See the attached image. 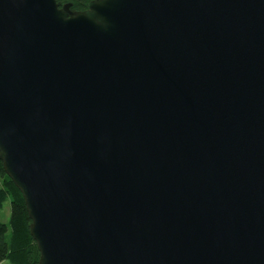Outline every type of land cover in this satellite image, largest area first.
Masks as SVG:
<instances>
[{
	"label": "water",
	"instance_id": "obj_1",
	"mask_svg": "<svg viewBox=\"0 0 264 264\" xmlns=\"http://www.w3.org/2000/svg\"><path fill=\"white\" fill-rule=\"evenodd\" d=\"M0 0V160L38 264H264V0Z\"/></svg>",
	"mask_w": 264,
	"mask_h": 264
},
{
	"label": "trees",
	"instance_id": "obj_2",
	"mask_svg": "<svg viewBox=\"0 0 264 264\" xmlns=\"http://www.w3.org/2000/svg\"><path fill=\"white\" fill-rule=\"evenodd\" d=\"M61 6L71 4L74 12L88 11V5L95 0H56ZM9 202V221L0 223V262L10 264H38L39 251L30 235V219L24 206V199L10 177L6 176L0 160V208Z\"/></svg>",
	"mask_w": 264,
	"mask_h": 264
},
{
	"label": "rangeland",
	"instance_id": "obj_3",
	"mask_svg": "<svg viewBox=\"0 0 264 264\" xmlns=\"http://www.w3.org/2000/svg\"><path fill=\"white\" fill-rule=\"evenodd\" d=\"M10 210H11V208L9 207V202L7 201L0 208V223L1 222L6 223L9 221ZM0 264H10V262L2 261V262H0Z\"/></svg>",
	"mask_w": 264,
	"mask_h": 264
}]
</instances>
